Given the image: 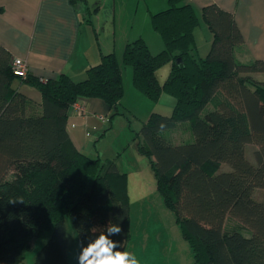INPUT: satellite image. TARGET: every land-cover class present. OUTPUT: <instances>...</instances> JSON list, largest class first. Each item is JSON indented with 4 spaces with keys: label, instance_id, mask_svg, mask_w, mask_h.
<instances>
[{
    "label": "trees",
    "instance_id": "obj_1",
    "mask_svg": "<svg viewBox=\"0 0 264 264\" xmlns=\"http://www.w3.org/2000/svg\"><path fill=\"white\" fill-rule=\"evenodd\" d=\"M212 32L205 57L197 53L199 18L186 0H168L150 24L162 49L144 39L128 42L121 63L101 53L86 78L13 74V59L0 47V264H25L32 242L51 234L34 264H68L66 221L80 248L110 224L109 238L124 251L130 239L127 175L113 160L78 150L67 131V110L78 99L99 98L113 111L123 96L122 68L132 69L133 87L150 100L175 99L171 115L151 113L134 136L149 161L156 188L190 246L192 264H264V60L241 63L244 45L230 12L201 10ZM171 63L160 83L157 70ZM40 94V105L13 82ZM181 134L178 142L173 133ZM104 134V132H103ZM254 145L252 162L245 153ZM217 163L229 170L216 172ZM257 190L263 198L254 197ZM227 217L248 230L224 231Z\"/></svg>",
    "mask_w": 264,
    "mask_h": 264
},
{
    "label": "crops",
    "instance_id": "obj_2",
    "mask_svg": "<svg viewBox=\"0 0 264 264\" xmlns=\"http://www.w3.org/2000/svg\"><path fill=\"white\" fill-rule=\"evenodd\" d=\"M186 2L196 12L198 26L202 23L210 33L207 34V50L212 32L203 21L201 10L215 4L232 14L243 37L244 45L236 51L237 60L244 64L264 60V0ZM167 6L168 0H0V47L6 49L12 59L23 60L33 76L53 78L65 73L78 82L86 78L89 66L99 62L101 53L113 52L121 63L125 45L151 33L150 15ZM107 35H112V40L103 38ZM194 40L198 52L200 41L196 39V30ZM161 49L162 46L157 52ZM253 76L264 80V74ZM126 77L129 79V71ZM18 82H13L14 87L39 106V92ZM127 86L133 95L140 93L133 85L129 86V82ZM111 112L99 98L85 100L83 116L75 115L68 108L67 131L78 150L94 154L92 132L102 135L105 123L98 115L107 116ZM136 150L138 156L131 154L128 161L131 165L127 169H120V164L116 163L118 170L127 175L130 239L125 250L135 253L139 264H192L190 246L156 188L149 161Z\"/></svg>",
    "mask_w": 264,
    "mask_h": 264
},
{
    "label": "rangeland",
    "instance_id": "obj_3",
    "mask_svg": "<svg viewBox=\"0 0 264 264\" xmlns=\"http://www.w3.org/2000/svg\"><path fill=\"white\" fill-rule=\"evenodd\" d=\"M197 26L196 30V39L200 41V46H198L199 51L197 52L200 57H205L209 50H207V34L210 35L209 31L200 24ZM107 39L113 38L112 35L103 36ZM102 38V31H101ZM144 40L150 47L151 51H156L161 48L162 42L159 35L155 31H151L149 34L144 35ZM203 49H202V48ZM159 51V50H158ZM155 52V53H156ZM171 69V63L167 62L162 65L157 70V78L163 82ZM129 71V79L126 77L127 72ZM254 75V74H253ZM122 82H123V96L121 103L117 108H114L113 111L106 116L107 121L102 124V135L100 132L94 131V134L91 138L92 143L95 145L94 154L89 155L92 158L99 156L102 160H113L115 163L120 164V169H127L128 165H131V162H128L131 159V154L138 156L137 153V143L141 138L137 137L134 139V136L141 129L142 124L148 119V116L151 113H158L162 115L169 116L171 115L172 109L175 105V99L168 93H162L157 100H150L141 93H136V96L133 95L128 90L129 86L132 87V69L130 67L122 68ZM131 82V83H130ZM104 132V134H103ZM174 141L178 142L180 140V132L175 130L171 133ZM100 136V137H99ZM99 137V138H98ZM255 149L254 145H246L245 153L248 158L252 157V152ZM120 158L119 160H117ZM147 162V158L144 157ZM216 172L229 170V165L225 163H217ZM254 197L256 199L263 198V191L257 190ZM242 228L243 230H248L245 226L240 224L238 221L231 217H227L224 231L230 232L233 230H238ZM250 232V231H249ZM66 233H67V263L68 264H79V254L81 253L80 242L77 237L76 231L73 228V225L70 221H66ZM51 231H46L42 234L41 237L32 242L31 250L25 254L24 263L25 264H34L37 252L45 244L49 238Z\"/></svg>",
    "mask_w": 264,
    "mask_h": 264
},
{
    "label": "clouds",
    "instance_id": "obj_4",
    "mask_svg": "<svg viewBox=\"0 0 264 264\" xmlns=\"http://www.w3.org/2000/svg\"><path fill=\"white\" fill-rule=\"evenodd\" d=\"M122 231L118 225L110 224L106 231L91 240L79 254V264H139L135 253L119 250L120 245L109 237Z\"/></svg>",
    "mask_w": 264,
    "mask_h": 264
},
{
    "label": "built area",
    "instance_id": "obj_5",
    "mask_svg": "<svg viewBox=\"0 0 264 264\" xmlns=\"http://www.w3.org/2000/svg\"><path fill=\"white\" fill-rule=\"evenodd\" d=\"M27 66L25 62L19 58L13 59V74L18 77H24L27 74ZM85 100L78 99L70 105V108L73 110L75 115L83 116L85 114ZM98 118L102 122H106L107 118L104 115H98ZM73 127V124L72 126Z\"/></svg>",
    "mask_w": 264,
    "mask_h": 264
}]
</instances>
